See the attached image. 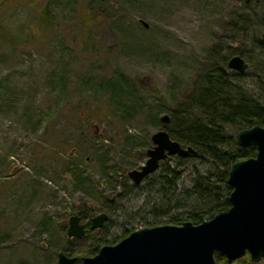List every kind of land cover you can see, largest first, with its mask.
<instances>
[{"label":"rangeland","instance_id":"374dc122","mask_svg":"<svg viewBox=\"0 0 264 264\" xmlns=\"http://www.w3.org/2000/svg\"><path fill=\"white\" fill-rule=\"evenodd\" d=\"M90 1L0 0V264H59L61 252L82 264L97 237L115 244L130 234L128 228L145 227L146 218L168 224L169 216L155 207H171L175 196L172 201L146 181L135 187L129 171L146 162L152 135L164 129L149 114L190 95L214 54L222 52L229 62L242 52L248 67L237 82L264 100L263 55L249 40H263L264 0ZM47 6L50 21L41 27ZM238 19L247 34L234 30L242 25ZM233 35L241 37L237 43ZM119 74L134 90L120 98L121 105L111 104L100 85ZM84 103L86 108L78 107ZM133 106L136 111L125 113L119 128L105 123L78 128L82 114L99 121L98 110L120 119L123 108ZM70 163L87 178L79 189ZM104 163L117 171L105 173ZM195 165L206 168L190 161L179 191ZM93 186L97 191L89 195ZM80 212L89 216L81 218L86 234L71 238L69 219ZM101 212L108 214L107 227L88 228ZM247 256L264 264V258L255 263L249 253L242 258ZM215 257L216 264H228L225 256Z\"/></svg>","mask_w":264,"mask_h":264},{"label":"trees","instance_id":"16d2710c","mask_svg":"<svg viewBox=\"0 0 264 264\" xmlns=\"http://www.w3.org/2000/svg\"><path fill=\"white\" fill-rule=\"evenodd\" d=\"M93 1L91 0L90 2ZM250 2L251 0H247L246 3L250 4ZM43 12L39 22L41 27L47 24L48 20L50 21L51 15L48 6ZM96 15V13L93 14V16ZM235 21L241 22L239 19ZM95 22L100 23L101 21L95 20ZM241 24L239 27L234 26V30L239 31L238 33L240 34L242 32L247 34L249 28L245 27L243 22ZM232 37L236 43L241 38L234 35ZM261 39L262 37L257 39L256 36L249 38L251 43L260 50L259 55H263L259 63V70L261 69L264 74V37L263 40ZM214 50L219 52L218 50L223 51L224 48H215ZM87 51L88 49H85L84 52L86 53ZM240 54L243 56L242 52ZM214 58L216 59L214 60ZM227 60L228 57L223 55L222 52L221 55L214 54V57L209 61L207 60L209 63V65L207 64L208 69L200 73L198 80L194 84V90L190 95L186 96L177 106L162 107L158 112L149 114L154 124L160 128L164 127L173 139L179 141L183 146L190 145L195 149V152L188 157L171 156L162 161L159 169L144 180L148 184H152V187H158V192L167 194L172 201V195L175 196L174 204L170 205L171 207H155V211L160 209V212L163 213L161 214L162 216H169L168 224L181 225L186 221L199 224L211 219L221 211L228 210L231 207L229 196L232 192V187L228 184V177L232 165L257 154L255 146L241 147L238 144L237 135L242 129L256 125L264 126V100L256 97L248 89L244 88L241 83L237 82V79L241 78L242 73L228 70L226 67L228 66ZM100 85L103 90L109 93L111 104L121 105L120 98L125 96L127 92L129 93L128 89L134 93L131 81L125 78L123 74H119L114 79H103L100 81ZM132 95L130 94V96ZM78 107L86 108L87 105L84 103ZM136 109V106L124 107V114L120 119L114 118L112 114L100 113L98 110L92 109L91 111L95 110L99 113L100 120H89L85 114H82L81 120L78 121V128L84 130L85 126H87L86 128L89 129L92 124L100 125L102 123L119 128L120 123L126 118L127 114L125 115V113H132ZM163 111L170 114V120L165 124L162 123L160 116V112ZM230 127L236 130V134L228 130ZM81 142L84 141L82 140ZM55 156L58 157V163L61 164L63 158L59 152H56ZM192 160H196L200 165H205L206 168L201 170L195 165L194 169H192L189 184L184 185L182 190L179 191L184 181L183 170ZM102 167L107 174L117 171L113 166L105 163ZM67 169L74 179L75 188L79 189V187L83 186L87 178H85L86 176H84L78 164H67ZM134 186L136 187L137 184ZM130 190L129 192L132 193L133 191ZM94 191L97 190L93 186L89 195H92ZM172 207L185 208L186 212L172 214L170 213ZM108 209L114 210L115 208L111 209V206H109ZM79 215L82 219L89 218L85 212H80ZM144 221L145 227L160 225L155 221L151 222L149 218ZM90 225L91 221L87 225L88 228H90ZM106 227L107 224L103 228ZM127 231L131 233L134 230H129L128 228ZM90 232L91 230H88L87 233L90 234ZM107 244H111V241L107 240L105 236L97 237L85 251V254L93 256L97 254L100 247ZM66 251H71V248ZM68 254L71 253L68 252ZM221 259L229 264L225 257ZM238 262L239 264H253L248 261V256L238 260Z\"/></svg>","mask_w":264,"mask_h":264},{"label":"water","instance_id":"95a60500","mask_svg":"<svg viewBox=\"0 0 264 264\" xmlns=\"http://www.w3.org/2000/svg\"><path fill=\"white\" fill-rule=\"evenodd\" d=\"M229 68L244 72L248 64L241 55L229 59ZM169 114L161 117L167 123ZM243 148L255 146L257 154L234 163L228 184L231 207L211 219L194 224H163L132 231L115 244L102 246L97 254L83 256L82 264H216V255L234 261L250 254L252 262L264 258V126L242 129L237 135ZM153 146L147 150V160L140 168L129 171L137 185L154 174L162 161L171 156L188 157L195 152L183 146L166 129L152 135ZM108 219L101 212L91 220V229L100 228ZM86 224L78 214L69 219L67 235L82 238ZM79 258L59 254V264H73Z\"/></svg>","mask_w":264,"mask_h":264}]
</instances>
